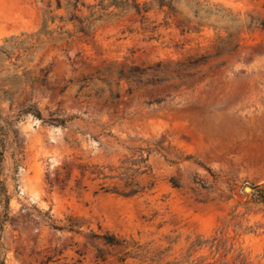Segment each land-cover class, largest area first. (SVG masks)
Masks as SVG:
<instances>
[{"label": "rangeland", "instance_id": "rangeland-1", "mask_svg": "<svg viewBox=\"0 0 264 264\" xmlns=\"http://www.w3.org/2000/svg\"><path fill=\"white\" fill-rule=\"evenodd\" d=\"M59 1L0 0V264H264V0Z\"/></svg>", "mask_w": 264, "mask_h": 264}, {"label": "trees", "instance_id": "trees-1", "mask_svg": "<svg viewBox=\"0 0 264 264\" xmlns=\"http://www.w3.org/2000/svg\"><path fill=\"white\" fill-rule=\"evenodd\" d=\"M157 6L159 9L163 8L164 6L169 8L170 0H158ZM61 7L62 5L60 1L57 0L56 9L58 10ZM81 7H83L82 4ZM66 8L71 9V15L66 20L59 18L60 22H71L74 24L77 33L86 35L90 30L91 24H93L95 21L102 20L103 18H111L117 16L122 17L126 14L133 13L137 16H141V20H144L145 18L143 16L151 10V4L144 3L140 5L136 3V0H97L96 4L87 7L89 8L90 14L89 16L84 18H79L75 16V12L79 11V4L77 0H75L74 3H68ZM110 8H113L116 12L110 11L109 13H105V11H108ZM50 19L53 20L54 18L52 17ZM28 112H35V114L39 116V113L33 110L32 106L23 107L19 111L20 114H26ZM1 159L2 152L0 151V163Z\"/></svg>", "mask_w": 264, "mask_h": 264}]
</instances>
